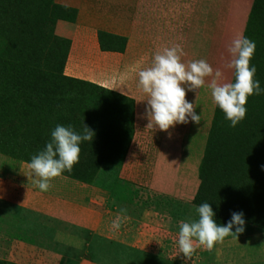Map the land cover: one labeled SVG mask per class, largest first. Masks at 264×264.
Instances as JSON below:
<instances>
[{
    "label": "rangeland",
    "instance_id": "obj_1",
    "mask_svg": "<svg viewBox=\"0 0 264 264\" xmlns=\"http://www.w3.org/2000/svg\"><path fill=\"white\" fill-rule=\"evenodd\" d=\"M210 5L204 0V16ZM212 5L215 9L214 0ZM217 5L220 38L228 0ZM59 19L73 21L75 14L56 0H0V263L264 264V254L243 253L264 248V92L248 97L246 117L234 127L243 138L241 148L207 174L209 186L215 185L207 202L217 224L226 225L233 212H243L245 231L226 237L211 251L197 246L186 261L178 248L179 222L198 218L193 205L199 206L195 199L209 136L204 146L195 144L190 162L185 159L195 192L183 187L172 195L152 188L159 168L185 164L171 157L159 166L158 157L164 151L186 154V124L168 131L140 126L136 101L117 92L114 83L66 76L65 51L52 45ZM206 38L210 34H204V42ZM102 40L107 51H119L120 38L103 34ZM261 53L251 60L256 74L264 71ZM205 55L210 57V49H204L203 59ZM260 86L264 89V83ZM58 124L72 125L77 132L85 124L94 136L80 145L73 170L42 192L27 176L28 163ZM176 176L171 178L177 184ZM118 214L122 225L113 230Z\"/></svg>",
    "mask_w": 264,
    "mask_h": 264
},
{
    "label": "crops",
    "instance_id": "obj_2",
    "mask_svg": "<svg viewBox=\"0 0 264 264\" xmlns=\"http://www.w3.org/2000/svg\"><path fill=\"white\" fill-rule=\"evenodd\" d=\"M210 2V11L204 16V0H56L59 6L76 13L73 21L60 19L54 28L57 37L70 43L65 75L100 85L114 83L113 88L117 92L136 101L137 124L147 127V96L138 88V72L149 67L154 53L164 47L180 45L185 54L182 57L184 62L203 59L204 49H210V57L205 55V60L214 69H221L227 80L234 81V70L225 67L231 59L227 49L237 35L245 37L256 0H228L220 38L218 20H215L218 19L219 0H214L215 9L213 0ZM102 34L120 38L119 51L110 52L104 45L105 48L102 47ZM204 34H210V40L206 38L204 42ZM188 36L192 39L188 40ZM186 100L195 105L196 114H201V122L196 124L188 118L186 130L189 131L187 142L190 148L185 155L181 151L177 157L173 151L171 154L164 151L159 154V166L166 164L171 157L177 162L185 159L190 162L196 154L195 144L204 146L209 136L217 108L210 90L204 87L187 91ZM176 126L180 128V124ZM151 130L161 131L158 127ZM183 144L184 141L179 146ZM187 160L179 167L176 162L177 167L172 170L159 168L160 172L155 171L151 187L172 195L183 187L194 189L196 185L190 183L188 177ZM173 174L177 175V184L171 178ZM159 177L164 183L162 187L158 183ZM243 253L259 256L264 254V248H248Z\"/></svg>",
    "mask_w": 264,
    "mask_h": 264
},
{
    "label": "clouds",
    "instance_id": "obj_3",
    "mask_svg": "<svg viewBox=\"0 0 264 264\" xmlns=\"http://www.w3.org/2000/svg\"><path fill=\"white\" fill-rule=\"evenodd\" d=\"M255 49V42L243 35L232 40L227 49L231 59L225 67L234 70V82L227 80L221 69H214L205 59L184 62L185 54L180 45L156 52L152 64L138 72V87L147 96V128L168 131L177 124H187L189 117L199 124L201 114H196L195 105L186 100V93L204 87L210 90L213 103L223 111L230 126L236 127L246 117L248 97L264 92L255 79L257 69L251 64ZM93 136L94 132L85 124L82 132H77L72 125H56L51 140L28 163L27 176L33 185L42 192L50 190L55 178L65 171L70 173L79 163L80 145L91 142ZM193 207L198 218L189 217L179 222L178 248L186 261L191 260L197 246L211 251L226 237L237 238L245 231L243 212H233L231 220L220 225L214 219L210 203ZM124 212L126 210L121 209V213ZM122 221V215L118 214L111 228L119 230Z\"/></svg>",
    "mask_w": 264,
    "mask_h": 264
},
{
    "label": "trees",
    "instance_id": "obj_4",
    "mask_svg": "<svg viewBox=\"0 0 264 264\" xmlns=\"http://www.w3.org/2000/svg\"><path fill=\"white\" fill-rule=\"evenodd\" d=\"M72 12L75 14L76 17V13L74 11ZM102 35H101L102 47L105 46L107 48V45L102 40ZM257 36H262V38L256 40ZM245 37L255 42L256 44L255 54L256 56H261L262 55L261 51L264 50L262 48V44H264V0H256L253 11L250 16V21ZM52 45L53 47H56L58 51H65L64 62H63V69H64L66 59L69 53L70 43L65 39L57 37L54 33ZM261 68L264 70V67ZM261 72L262 73L256 74L255 79L261 83H264V71ZM209 134L210 135L207 143L206 154L201 166L200 177L202 184H201V188L199 189L200 192L198 193V196L195 199V202L198 205L208 201L210 196L208 191L215 186L214 184L209 186L207 180V174L210 168L212 167V165L214 164L217 165L221 158L227 156V154H230L232 151L241 148V144L243 142V138L236 135L234 127L230 126V121L226 119L225 114L218 106L215 117L213 119L211 132ZM217 169L218 168H216V170ZM234 203L238 205L240 203V200H238L237 198L234 200ZM0 264H6V263H0Z\"/></svg>",
    "mask_w": 264,
    "mask_h": 264
}]
</instances>
